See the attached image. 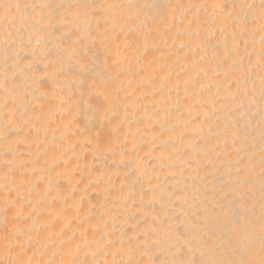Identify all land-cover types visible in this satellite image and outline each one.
<instances>
[{
	"label": "bare ground",
	"instance_id": "obj_1",
	"mask_svg": "<svg viewBox=\"0 0 264 264\" xmlns=\"http://www.w3.org/2000/svg\"><path fill=\"white\" fill-rule=\"evenodd\" d=\"M0 264H264V0H0Z\"/></svg>",
	"mask_w": 264,
	"mask_h": 264
}]
</instances>
